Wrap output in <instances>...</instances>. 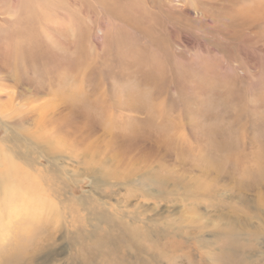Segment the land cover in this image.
Segmentation results:
<instances>
[{"label": "rangeland", "instance_id": "obj_1", "mask_svg": "<svg viewBox=\"0 0 264 264\" xmlns=\"http://www.w3.org/2000/svg\"><path fill=\"white\" fill-rule=\"evenodd\" d=\"M0 180V264H264V0H0Z\"/></svg>", "mask_w": 264, "mask_h": 264}, {"label": "bare ground", "instance_id": "obj_2", "mask_svg": "<svg viewBox=\"0 0 264 264\" xmlns=\"http://www.w3.org/2000/svg\"><path fill=\"white\" fill-rule=\"evenodd\" d=\"M57 158V157H56ZM53 162V161H52ZM51 164V163H50ZM1 181V180H0ZM9 181H12V179L11 180H9ZM13 181H14V179H13ZM7 182V181H6ZM13 184V183H12ZM15 186V185H14ZM11 187V186H10ZM32 200H34V198L32 199ZM11 210V209H10ZM13 211V210H12Z\"/></svg>", "mask_w": 264, "mask_h": 264}]
</instances>
